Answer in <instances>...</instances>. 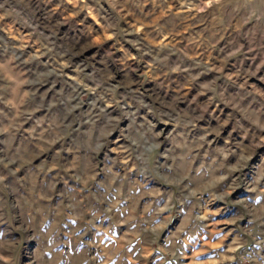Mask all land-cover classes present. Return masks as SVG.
<instances>
[{"label": "rangeland", "instance_id": "1", "mask_svg": "<svg viewBox=\"0 0 264 264\" xmlns=\"http://www.w3.org/2000/svg\"><path fill=\"white\" fill-rule=\"evenodd\" d=\"M0 264H264V0H0Z\"/></svg>", "mask_w": 264, "mask_h": 264}, {"label": "crops", "instance_id": "2", "mask_svg": "<svg viewBox=\"0 0 264 264\" xmlns=\"http://www.w3.org/2000/svg\"><path fill=\"white\" fill-rule=\"evenodd\" d=\"M58 15V14H57Z\"/></svg>", "mask_w": 264, "mask_h": 264}]
</instances>
